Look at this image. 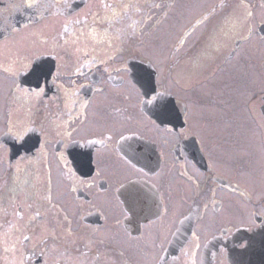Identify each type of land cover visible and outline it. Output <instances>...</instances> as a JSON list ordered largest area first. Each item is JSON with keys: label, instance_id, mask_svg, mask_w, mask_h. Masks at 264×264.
<instances>
[{"label": "flooded vegetation", "instance_id": "flooded-vegetation-1", "mask_svg": "<svg viewBox=\"0 0 264 264\" xmlns=\"http://www.w3.org/2000/svg\"><path fill=\"white\" fill-rule=\"evenodd\" d=\"M211 5L0 0V264H264V0Z\"/></svg>", "mask_w": 264, "mask_h": 264}, {"label": "rangeland", "instance_id": "rangeland-1", "mask_svg": "<svg viewBox=\"0 0 264 264\" xmlns=\"http://www.w3.org/2000/svg\"><path fill=\"white\" fill-rule=\"evenodd\" d=\"M213 1L214 0H199L200 8L198 10L191 11V12L186 11L184 14H182L181 17H182L183 27H186L188 24H190L189 22L192 20V18L194 16L200 15V13L203 14L204 11H207L210 8V5H211V3H213ZM179 16H180V14H175V15L171 14L170 17L160 26V28H161L160 32L162 33L163 31H166L165 32L166 34L169 35L170 33H172V36H173L175 34V32H177V29H178L177 27H178L179 21L177 19H179ZM206 27H207V25H205V24L200 25L197 28V32L194 34H191L189 36L188 39H189L190 45L192 43L196 42L198 39L203 38L204 34L208 30V29H206ZM158 35H160L159 32H158ZM161 40L163 41V38ZM190 45L187 44L186 47L189 48ZM30 52H32L31 48H30ZM5 53H6V51L4 52V57H5ZM4 57L2 59H0V60H2V61H0V66H2V64H4V63H5L4 65L8 64V65H11L14 67L17 66V59L15 60L16 63H14V62H11L9 58H4ZM1 73L2 72L0 71V116L1 117H12L11 120L14 119V122H17V119L21 120L22 117H26L27 115L31 114L32 110L21 111L17 106L14 105L8 111V115L5 114V111L2 110L3 109L2 106L5 105L7 102V96H5V93H4V91L6 90V88L4 87V84H7L10 86L11 80H9V81L6 80L4 77H2ZM1 86H2V90H1ZM206 86H208V84ZM4 97H6V101H4ZM29 109H32V105L29 107ZM3 112H4V115H3ZM10 114H11V116H9ZM22 122L27 123L28 121L25 120ZM19 129H16V130H19Z\"/></svg>", "mask_w": 264, "mask_h": 264}, {"label": "water", "instance_id": "water-1", "mask_svg": "<svg viewBox=\"0 0 264 264\" xmlns=\"http://www.w3.org/2000/svg\"><path fill=\"white\" fill-rule=\"evenodd\" d=\"M258 240L260 242H262V244L264 245V233L261 232L259 234ZM232 264H242V256L240 253H237L236 256L233 259V263Z\"/></svg>", "mask_w": 264, "mask_h": 264}, {"label": "snow or ice", "instance_id": "snow-or-ice-1", "mask_svg": "<svg viewBox=\"0 0 264 264\" xmlns=\"http://www.w3.org/2000/svg\"><path fill=\"white\" fill-rule=\"evenodd\" d=\"M28 7H32V5L29 4ZM6 70H7V69H6ZM38 70H39V69H38ZM42 91H43V90H41V92H42ZM36 95L39 96L40 93H36ZM155 99H156V97H153V100H155ZM150 103H151V101H150ZM37 215H39V214L37 213ZM34 218H35V217H34ZM26 239H27V238H26ZM7 250H8V249L6 248L5 251H7Z\"/></svg>", "mask_w": 264, "mask_h": 264}]
</instances>
